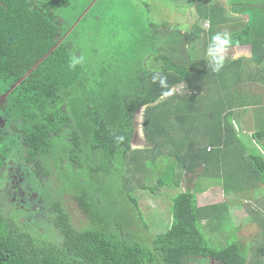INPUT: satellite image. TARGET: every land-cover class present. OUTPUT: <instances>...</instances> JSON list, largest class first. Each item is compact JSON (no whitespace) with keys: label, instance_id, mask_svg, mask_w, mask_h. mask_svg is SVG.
<instances>
[{"label":"trees","instance_id":"1","mask_svg":"<svg viewBox=\"0 0 264 264\" xmlns=\"http://www.w3.org/2000/svg\"><path fill=\"white\" fill-rule=\"evenodd\" d=\"M168 1L194 10L193 28L181 33L169 21L137 23L134 34L146 38L147 46L137 54L131 50L125 61L98 41L105 16L96 7L105 0H0V87L11 88L29 158L47 151V167L37 166L29 179L37 197L24 204L28 214L17 220L0 207V264H246L240 239L214 248L203 232L222 216L228 200L200 205L197 195L205 188L189 184L203 174L219 175L221 152L215 156L211 147H197L196 139L206 135L188 118L203 119L208 106L213 146L237 145L225 165L224 190H240L248 181L264 188V154L248 153L233 125L225 141L216 128L208 130L209 120L224 112L244 119L251 113L256 120L257 110H246L252 104L241 93L264 86V0ZM224 32L232 40L228 49L248 46L250 53L226 54L224 68L215 73L205 53L211 37ZM201 39L203 54L192 58L190 49ZM147 47L151 52L141 55ZM73 55L83 63L70 69ZM157 73L167 78L168 88L153 82ZM180 85L181 93L174 92ZM166 91L172 95L163 96ZM138 112L145 144L132 149ZM250 135L264 148L263 130ZM155 155L165 156V164L154 189H178L181 176L189 177L185 190L169 196L172 221L160 234L148 231L126 182L151 160L158 163ZM38 175L49 178L41 183ZM260 196L254 203L264 207ZM69 202L88 219L85 227L75 224Z\"/></svg>","mask_w":264,"mask_h":264},{"label":"rangeland","instance_id":"2","mask_svg":"<svg viewBox=\"0 0 264 264\" xmlns=\"http://www.w3.org/2000/svg\"><path fill=\"white\" fill-rule=\"evenodd\" d=\"M96 9L103 11L105 16L101 20V27L98 33V36L103 34L105 37L102 36L98 41L104 45V50L106 52L109 50L115 51L119 53L121 57L124 56L125 61H129L130 55H133L131 50H137V54L140 53L141 46H147L146 38L142 35L134 34V29H137V23H145L147 21L156 23L169 21L173 24H170L171 30H173L174 24H179L180 32L185 33L193 28L196 19L194 10L189 8L180 9L178 5L174 7L168 0H105V4L96 7ZM163 13L165 20H162ZM198 24L201 25L200 22H198ZM204 27L208 28V22H204ZM202 44V39L194 42L190 49L192 58H200L202 56ZM150 52V48L147 47V50L141 55L149 54ZM136 54H134V56ZM226 54H231L234 58L247 56L249 55V48L247 46L234 47L233 49H228L224 55ZM181 88L182 85L177 86L173 91L181 93ZM247 93V96L241 93L244 97H248L247 99L252 104L249 108H246V110L255 108L258 114L256 120L251 119V113L245 114L247 119H244L237 118L236 113L227 114L225 112H220V117H223L225 114H227V116L224 118L216 116L215 122L210 119L208 122V130L213 131L216 128L219 133H223L222 137L223 141H225L228 137L226 135V130L231 132L229 127L233 125L236 129L235 134L244 142L249 150L248 153L259 154L261 152L264 154V148L252 141L253 137L250 135L251 133L264 130V108L261 106V102H264V86H253L251 87V91ZM218 97L219 99H225V103H227L228 98H223L224 96L221 94ZM176 101L177 99H174L172 103L174 104ZM212 109L214 110L213 107ZM208 111L210 110L207 106V109L203 110L202 113L207 116L209 114ZM206 116L204 118L202 117L203 119H198L197 117H189L188 119L196 123L199 126L198 130L206 135L196 139L197 147L202 150L207 147V151L208 148L211 147L215 156L221 152V164L219 166V172L217 171L219 175L212 174L209 177L203 174L200 178L192 179L189 184L192 185L193 188H205L203 193L197 195L200 204H202L205 199L206 202L208 199L211 200V202L221 203L227 200L228 202L223 204L224 210L222 211V216L218 220H214L212 226H210L208 230H203V232L206 233V231H208L209 235L207 236V240L209 241V245L214 248H220L238 242V239H240L243 243L242 255L246 259V264H264V207H260L259 204L254 203V200L260 195V198L264 199V188L258 185L259 183H256V181L252 183L254 187H251L248 181V184H246L248 187H243L240 190L231 187H228L229 190L223 189V187L226 188L222 183V179L226 177L227 172L225 165L232 157L230 152H237V145L230 142V146L225 149L215 148L211 140L212 138L210 136L208 137ZM141 119L142 113L138 112L135 119L137 133L132 141V149H141L145 144L141 132ZM171 121L175 122L174 118H171ZM177 132L179 131L177 130ZM162 152H168V149L164 148ZM154 157V161L158 163H154L151 160V162L147 164L145 172L134 174L133 177L126 182H128L127 192L132 198L136 199L138 210L141 213L142 220L148 226V231L151 234H160L169 228L172 221L171 214L169 215L168 211V206H170L169 196L173 194L176 195L180 189L185 190L186 185H184V182L186 180L184 181V179H189V177L185 176V178H183V176H181V188L168 189L159 188V186H157L156 189H154L153 186L156 184V177L159 175L162 163L165 164V156L155 155ZM229 168L232 172L234 168L233 164H231ZM210 184L216 186V190L213 189L211 192V190H209V188H211L209 187ZM250 187L251 189H249ZM150 189H154L153 192H151ZM206 197L209 198L207 199ZM70 210L72 215H74L75 224H77V226L85 227L89 223L82 211L77 210L76 205H71ZM139 224L141 225V223ZM139 226L137 225V228L135 226L136 230H138ZM204 264L219 263L207 261Z\"/></svg>","mask_w":264,"mask_h":264},{"label":"flooded vegetation","instance_id":"3","mask_svg":"<svg viewBox=\"0 0 264 264\" xmlns=\"http://www.w3.org/2000/svg\"><path fill=\"white\" fill-rule=\"evenodd\" d=\"M12 105L11 88L0 87V207L2 210L11 211L12 215L17 214L14 215L15 219L21 220L31 210L24 207V204L37 197L32 188H29L31 184L29 179L33 176V172L36 173L37 166L43 169L47 167L44 156V152L47 151L42 149L32 154V159L29 158L24 143V122L22 117H17L15 120ZM12 140L15 141L13 144ZM54 171L52 167L49 176H53ZM49 176L36 177L41 181V178L45 180ZM26 189L28 191H25ZM42 201L40 198L38 202ZM68 204L72 205V202Z\"/></svg>","mask_w":264,"mask_h":264},{"label":"clouds","instance_id":"4","mask_svg":"<svg viewBox=\"0 0 264 264\" xmlns=\"http://www.w3.org/2000/svg\"><path fill=\"white\" fill-rule=\"evenodd\" d=\"M232 44V40L230 34L227 32L224 33H216L214 34L208 47L206 49V58L208 67L211 71L215 73H219L225 65V55L224 53L227 51L228 47ZM233 49V48H232ZM83 63V57H76L75 55L72 56L68 67L70 69H75L77 65ZM159 81V85L161 88H168L167 78L159 73H157L153 77V82ZM163 96L167 97L172 95L171 91H166L162 94Z\"/></svg>","mask_w":264,"mask_h":264},{"label":"crops","instance_id":"5","mask_svg":"<svg viewBox=\"0 0 264 264\" xmlns=\"http://www.w3.org/2000/svg\"><path fill=\"white\" fill-rule=\"evenodd\" d=\"M215 1V0H214ZM243 47H246V46H243ZM248 47V46H247ZM249 48V47H248ZM249 53H250V50H249ZM248 56V55H247ZM264 131V130H263ZM262 140V142H264V136H263V138L261 139ZM206 198H209V197H206ZM209 200V199H208ZM206 202V199L205 200H203V203L202 204H204ZM209 202H211V200L209 201ZM214 202V201H213ZM213 202H211V203H213ZM206 203H208V202H206ZM202 204H200V205H202Z\"/></svg>","mask_w":264,"mask_h":264}]
</instances>
